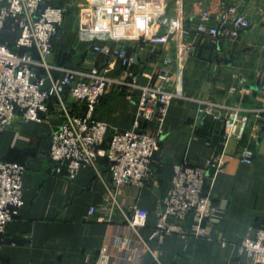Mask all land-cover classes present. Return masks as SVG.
Returning a JSON list of instances; mask_svg holds the SVG:
<instances>
[{"label":"crops","instance_id":"crops-1","mask_svg":"<svg viewBox=\"0 0 264 264\" xmlns=\"http://www.w3.org/2000/svg\"><path fill=\"white\" fill-rule=\"evenodd\" d=\"M224 3L239 5L251 26L237 39H222L214 45L194 31L201 11L217 12ZM48 4L62 8L65 14L53 40L52 64L107 67L106 58L91 50L88 16L92 9L98 10L104 29L99 38L103 41L112 30L127 47L135 58L133 72L139 76V85L165 86L158 78L162 70L169 77L166 84L178 83L182 97L172 100L163 122L156 174L141 188L129 187L120 198L127 214L133 206L149 212L146 225L136 232L125 228L120 210L111 222L90 214L92 207L102 203L105 183L111 180L106 159L98 163L101 176L92 166L81 167L74 178L65 168L61 173L54 170L48 149L52 134L64 120L55 101L50 102L41 122L18 119L1 132L0 159L25 165L26 173L20 216L0 233V264H95L106 244H111L112 264H129L112 244L124 229L139 252L131 264H255L240 243L245 236L254 237L255 228L264 224V114L262 119L251 118L242 139L225 143L223 124L203 118L200 108L203 100L245 109L262 105L264 95L259 86L264 79V0H137L138 12L127 20H111L109 10L96 0H48ZM162 4H166L167 12L160 24L157 8ZM178 4L183 7V27L191 31L189 34L171 35L169 26ZM178 44L182 58L177 69L166 65L165 60L177 56ZM121 72L117 64L110 75L120 76ZM142 72L150 79L141 76ZM140 96L139 89L124 87L114 88L102 98L95 117L110 126L107 138L114 130L133 127ZM66 104L74 114L85 111L84 104L69 95ZM146 126L155 132L159 122L152 119ZM244 148L255 153L251 165L240 160ZM216 155H222L225 163L220 170L210 171L206 183V194L219 208L218 221L205 220L202 224L207 236L187 235L195 224L190 214L184 221L170 220L186 234H167L161 241L150 239L175 165L186 162L204 167ZM5 239L21 243H6Z\"/></svg>","mask_w":264,"mask_h":264},{"label":"built area","instance_id":"built-area-1","mask_svg":"<svg viewBox=\"0 0 264 264\" xmlns=\"http://www.w3.org/2000/svg\"><path fill=\"white\" fill-rule=\"evenodd\" d=\"M109 10L111 20H127L138 12L137 0H96ZM166 4L158 6L157 22L166 20ZM64 10L48 4V0H0V37L10 24V31L17 34L14 46L0 41V133L11 128L16 120L42 121V114L49 111L53 100L64 114L63 122L52 134L48 149L54 170L61 173L65 168L68 176L74 178L81 167L92 166L99 176L98 163L106 159L111 180L105 183V196L101 204L90 209L99 219L111 222L120 210L125 218L127 230L137 231L146 225L149 212L133 206L127 214L122 210L120 198L131 186L141 188L156 174L160 166L159 151L163 122L173 99L182 97L178 83L166 84L169 77L162 70L158 78L161 84L139 85L138 74L133 72L135 58L127 47L120 43L112 30L103 39V23L98 10L92 9L88 16L92 37L91 50L107 60V67L71 68L52 64L53 40L59 34L64 20ZM183 7L177 5L171 21V35L189 34L183 27ZM251 22L237 4L224 3L217 12L201 11L194 33L206 36L216 45L222 39H237ZM23 50V51H22ZM25 50V51H24ZM182 49L179 47L175 58H167L165 64L179 68ZM119 64L120 76L110 72ZM56 74L59 77L56 78ZM141 76H150L142 72ZM172 86V87H168ZM139 89L141 96L137 119L129 130H114L107 138L110 126L95 117V111L103 97L114 88ZM264 95V79L260 82ZM234 94L235 90L231 89ZM69 95L85 106L82 114H74L66 104ZM200 113L221 122L225 128L223 140L242 139L252 117L262 119V105L241 108L212 100L201 101ZM152 119L159 122L155 132L146 123ZM254 151L244 148L240 160L248 165L253 163ZM222 155H216L204 167L185 163L175 165L170 186L165 191L157 211L158 221L150 239L161 241L167 234L183 233L175 222L184 221L192 214L195 224L187 235L207 236L202 227L205 220L218 221L219 208L206 194L205 188L210 171L220 170L224 165ZM26 166L17 162L0 159V233L16 220L23 205V179ZM255 236H245L240 248L255 264H264V224L255 228ZM112 244L118 249L120 258L129 264L139 256L125 229L117 235ZM111 244L99 250L95 264H112Z\"/></svg>","mask_w":264,"mask_h":264},{"label":"trees","instance_id":"trees-1","mask_svg":"<svg viewBox=\"0 0 264 264\" xmlns=\"http://www.w3.org/2000/svg\"><path fill=\"white\" fill-rule=\"evenodd\" d=\"M10 24H8L6 30L2 33L0 37L1 42L8 41L10 46H13V41L15 40L16 33L10 31Z\"/></svg>","mask_w":264,"mask_h":264},{"label":"water","instance_id":"water-1","mask_svg":"<svg viewBox=\"0 0 264 264\" xmlns=\"http://www.w3.org/2000/svg\"><path fill=\"white\" fill-rule=\"evenodd\" d=\"M137 59V58H136ZM225 131V128L223 127V133ZM6 243H12V242H16V243H21V241L19 240H14V239H5Z\"/></svg>","mask_w":264,"mask_h":264}]
</instances>
